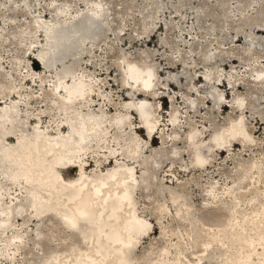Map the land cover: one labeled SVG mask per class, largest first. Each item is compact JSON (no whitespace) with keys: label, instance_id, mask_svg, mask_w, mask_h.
Returning <instances> with one entry per match:
<instances>
[{"label":"rangeland","instance_id":"374dc122","mask_svg":"<svg viewBox=\"0 0 264 264\" xmlns=\"http://www.w3.org/2000/svg\"><path fill=\"white\" fill-rule=\"evenodd\" d=\"M96 3L104 9L102 17H93L91 9ZM60 9L69 12L67 18L62 17ZM74 18L85 21L75 22L73 27L64 23ZM92 20L98 22V28L89 27ZM37 21L42 26L40 29L34 27ZM53 24L57 26L59 40L49 38L48 47L47 30ZM32 42L35 45L28 50ZM46 49H49L48 68L44 63L46 59L40 56ZM128 62L153 68V96L149 102L162 124L154 141V138L150 141L146 133L140 135L143 143L151 148L145 156L150 164L143 171L148 179H140L136 196L138 207L156 218L155 207L164 198L154 192H166L167 187H172L185 191L195 213H204L205 221L224 220L225 214L204 209L208 199L206 191L211 183H218L219 188L226 183L234 185L243 165L256 157L264 159V130L253 135L252 150L244 152L240 144L231 147V152L215 153L217 161L207 172L177 173L179 180L172 177L174 184L165 176L169 168L158 172L164 158L162 136H174L172 126H167L172 123L173 112L180 117L181 141L187 139L193 125L207 133L206 144L231 120L243 117L252 132L257 127L252 118L264 119V84L253 81L256 71L264 69V0H0V97L10 92L11 83L18 88L23 83L22 92L32 95L31 103L25 102L27 96L21 99L16 95L15 90L12 95L15 94L14 101L21 102L19 109L27 130L37 122L32 120L34 117L27 120L28 114L46 112L48 118L43 120L44 126L56 119L57 111L52 110V85L64 74V69L74 65V71L96 78L102 87L100 93L103 92L105 99L99 101L95 95L97 103L92 111L97 113L103 108L109 117L123 113L124 106L137 91V87L124 90V67ZM31 69L40 76L39 81L44 79L43 83L34 84L31 78L29 82L21 80ZM239 85L243 88L239 89ZM239 102L246 108L243 115L233 110ZM223 105H228L226 110H222ZM2 107H6L5 104L0 110ZM130 114L132 128L141 126V117ZM126 128L125 138L131 133L129 125ZM9 142L16 144L17 139ZM178 149L182 154L188 153L184 144ZM170 150L164 151L166 156L171 157ZM185 163H190L189 157L178 162V166ZM90 164L96 165L93 158ZM2 169L0 163V184H11L1 175ZM62 169L67 178L78 176V168L69 173V167ZM138 171L141 177L143 173ZM16 190L15 196L27 206L26 193H21L18 185L11 192ZM5 201L10 202L8 195ZM164 221L154 219L155 233L139 244L133 264H153L163 247H171L179 241L182 248L186 245L191 227L180 223L175 213ZM13 223L12 230L1 237L0 250L5 252V241L14 232L19 231L24 238L17 255L9 260L0 256V264H51L49 255L66 252L72 245L85 247L80 233L68 231L53 214L34 220L21 208L15 212ZM171 250L175 252V248ZM204 264L221 263L212 259L205 260Z\"/></svg>","mask_w":264,"mask_h":264},{"label":"bare ground","instance_id":"6f19581e","mask_svg":"<svg viewBox=\"0 0 264 264\" xmlns=\"http://www.w3.org/2000/svg\"><path fill=\"white\" fill-rule=\"evenodd\" d=\"M60 11L62 17H68L67 10ZM91 12L94 18H98L103 16L104 9L96 3ZM76 19L64 23L70 27L75 22L85 21ZM34 27L40 29L42 26L37 21ZM56 27L54 24L48 27L47 46L49 38L59 40ZM34 45L32 42L28 50ZM48 50L41 52L42 59L47 58ZM44 63L48 68L47 59ZM74 67L64 69V74L52 85V110L57 111V116L45 126L43 120L48 115L39 112L27 115V120L34 117L32 120L37 122L31 130L25 128L24 116L19 109L21 102L14 101L15 94L12 95L15 90L16 95L21 99L27 96L25 102L31 103L32 95L22 92L23 83L20 88L11 83L10 92L0 97V107L6 106L0 110L1 175L11 182L0 184V241L7 231L12 230L14 214L22 208L34 220L47 213L53 214L68 231L80 233L85 247L72 245L66 252H55L48 256L51 264H133L139 244L155 233L152 227L154 219L165 222L168 215L175 213L180 223L191 227L189 240L183 248L180 241L171 247H163L153 264H204L205 260L212 259L221 264H264V159L256 157L243 165L232 186L226 183L219 188L218 183H211L206 191L208 199L204 209L225 214L224 220L205 221L204 213H195L185 191L172 187H167L166 192H154L164 198L155 207L158 211L155 218L138 207L136 198L140 179H148L143 171L150 164L145 156L151 147L143 143L140 135L146 133L150 141L153 138L154 141L162 127L149 102L153 96V68L127 63L124 67V90L137 87L136 95L126 103L123 113L109 117L103 108L97 113L91 109L97 103L95 95L99 101L105 99L103 92L100 93L101 85L90 75L78 74ZM38 78L40 76L31 69L21 80L27 79L34 84L44 82L43 78L41 81ZM253 81L258 85L264 84V69L256 71ZM236 87L234 85L233 89ZM227 107L223 105L222 110ZM245 109L241 102L233 107L240 115L246 113ZM130 113L141 117V126L132 128L134 123L130 120ZM171 121L167 126H172L174 136H162L161 154L164 158L158 172L169 168L165 176L171 178L173 184L172 177L179 180L177 173L207 172L217 161L215 153L231 152V147L240 144L244 152L252 150L253 135L264 130L263 118H252L257 127L251 132L244 118L240 117L216 131L211 142L206 144L204 137L206 140L207 133L193 125L187 139L181 141L178 130L182 126L176 112L171 114ZM126 125L131 128V133L125 138ZM14 139L17 143L11 144L9 141ZM180 144L187 147V154L178 149ZM168 148H171V157L164 152ZM186 157L190 158V163L178 166V162ZM92 158L96 165L90 164ZM67 167V173L78 168V176L72 179L65 177L62 168ZM139 169L143 173L141 177L138 176ZM17 185L21 193L27 195V206L15 196L17 190L11 192ZM7 195L10 202L5 201ZM14 200L18 202L14 203ZM165 231L163 229L162 233ZM23 238L19 231L14 232L5 241V252L0 250V256L7 260L16 256Z\"/></svg>","mask_w":264,"mask_h":264},{"label":"water","instance_id":"95a60500","mask_svg":"<svg viewBox=\"0 0 264 264\" xmlns=\"http://www.w3.org/2000/svg\"><path fill=\"white\" fill-rule=\"evenodd\" d=\"M89 27H90V28H92V27H94V28H98V22L92 20V23L90 24Z\"/></svg>","mask_w":264,"mask_h":264}]
</instances>
